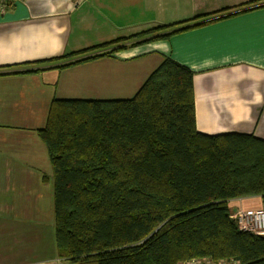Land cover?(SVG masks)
I'll list each match as a JSON object with an SVG mask.
<instances>
[{
  "label": "crops",
  "instance_id": "obj_1",
  "mask_svg": "<svg viewBox=\"0 0 264 264\" xmlns=\"http://www.w3.org/2000/svg\"><path fill=\"white\" fill-rule=\"evenodd\" d=\"M175 24L186 30L62 69L38 64ZM166 57L195 72L199 133L264 140V0H0V264H72L57 249L39 136L52 102L132 99ZM261 205L228 202L232 213Z\"/></svg>",
  "mask_w": 264,
  "mask_h": 264
},
{
  "label": "trees",
  "instance_id": "obj_2",
  "mask_svg": "<svg viewBox=\"0 0 264 264\" xmlns=\"http://www.w3.org/2000/svg\"><path fill=\"white\" fill-rule=\"evenodd\" d=\"M179 26L38 64L70 67L141 35L160 33L145 43L186 30ZM194 75L166 57L132 99L52 102L39 136L53 170L60 256L72 264H264V236L240 231L228 206L250 197L264 206V140L199 133Z\"/></svg>",
  "mask_w": 264,
  "mask_h": 264
},
{
  "label": "built area",
  "instance_id": "obj_3",
  "mask_svg": "<svg viewBox=\"0 0 264 264\" xmlns=\"http://www.w3.org/2000/svg\"><path fill=\"white\" fill-rule=\"evenodd\" d=\"M233 219L236 221L240 231L264 236V208L255 210L238 208L233 212ZM211 262L213 261L207 258H194L181 264H211Z\"/></svg>",
  "mask_w": 264,
  "mask_h": 264
},
{
  "label": "rangeland",
  "instance_id": "obj_4",
  "mask_svg": "<svg viewBox=\"0 0 264 264\" xmlns=\"http://www.w3.org/2000/svg\"><path fill=\"white\" fill-rule=\"evenodd\" d=\"M158 35H160V33L159 34H154V35H152V36H149V38L148 39H150V38H152V37H155V36H158ZM152 42H154V41H152ZM147 43V42H146ZM259 208H264V206H263V203H262V205L259 207ZM186 261H189V260H186ZM185 261V262H186ZM182 262H184V261H182ZM181 262V263H182ZM180 263V264H181ZM211 264H232V262H229V261H218V262H216V261H213V262H211Z\"/></svg>",
  "mask_w": 264,
  "mask_h": 264
},
{
  "label": "bare ground",
  "instance_id": "obj_5",
  "mask_svg": "<svg viewBox=\"0 0 264 264\" xmlns=\"http://www.w3.org/2000/svg\"><path fill=\"white\" fill-rule=\"evenodd\" d=\"M196 121V120H195ZM195 126H196V124H195Z\"/></svg>",
  "mask_w": 264,
  "mask_h": 264
}]
</instances>
